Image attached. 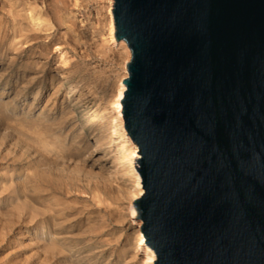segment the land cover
<instances>
[{"label":"water","instance_id":"95a60500","mask_svg":"<svg viewBox=\"0 0 264 264\" xmlns=\"http://www.w3.org/2000/svg\"><path fill=\"white\" fill-rule=\"evenodd\" d=\"M154 264H264V0H113Z\"/></svg>","mask_w":264,"mask_h":264},{"label":"rangeland","instance_id":"374dc122","mask_svg":"<svg viewBox=\"0 0 264 264\" xmlns=\"http://www.w3.org/2000/svg\"><path fill=\"white\" fill-rule=\"evenodd\" d=\"M113 2L0 0V264L151 263Z\"/></svg>","mask_w":264,"mask_h":264},{"label":"bare ground","instance_id":"6f19581e","mask_svg":"<svg viewBox=\"0 0 264 264\" xmlns=\"http://www.w3.org/2000/svg\"><path fill=\"white\" fill-rule=\"evenodd\" d=\"M23 32V31H22ZM31 35H33V34H31ZM36 36H37V34H35ZM33 37V36H32ZM35 37V36H34ZM124 80V79H123ZM122 88H121V90H120V92H119V94H118V97H117V105H118V107H119V111H120V114L123 116V114H122V103H121V100H122V98H123V94H124V91H125V89H126V86H125V84L123 83V81H122ZM136 148H138V146H136ZM136 150V149H135ZM139 154V153H138ZM64 155V154H63ZM61 156V155H60ZM56 157V156H55ZM63 157V156H62ZM54 158V157H53ZM50 160V159H49ZM49 164V163H48ZM47 164V165H48ZM56 164V163H55ZM49 165H51V164H49ZM55 167V166H54ZM50 169V168H49ZM53 169H55V168H53ZM61 169V168H60ZM59 169V170H60ZM51 170V169H50ZM58 170V171H59ZM54 174V173H53ZM56 174V173H55ZM62 175V174H61ZM58 176V175H57ZM137 180H138V184L140 185V187H142V184H141V177H140V174L138 173V176H137ZM140 193L134 198V200L136 199V198H138V197H140L141 196V194H143L144 193V190H143V188H140ZM132 212H131V214H132V216L134 217V216H137V211H136V208H135V206H134V203H133V205H132ZM141 234V237H140V244H145V240H144V236H143V234H142V232L140 233ZM145 247H148L146 244H145ZM147 253H149V258H150V264H154V257H155V254H154V252H153V250H150V249H148L147 248V251H146Z\"/></svg>","mask_w":264,"mask_h":264}]
</instances>
